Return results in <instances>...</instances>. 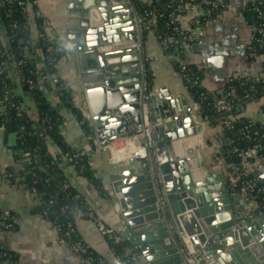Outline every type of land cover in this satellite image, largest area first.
I'll use <instances>...</instances> for the list:
<instances>
[{
  "label": "crops",
  "instance_id": "0c3cea01",
  "mask_svg": "<svg viewBox=\"0 0 264 264\" xmlns=\"http://www.w3.org/2000/svg\"><path fill=\"white\" fill-rule=\"evenodd\" d=\"M91 1L99 0H86ZM126 1L129 6H118L117 15L125 17L132 13L136 18L133 2ZM251 1L253 0H226L224 6L213 17L196 26V35L207 48L196 50L193 46L188 47L184 56L188 61L195 62L203 68L202 84L210 90L222 89L230 76H236L241 72L259 75L264 67L263 53L250 57L254 26L245 10ZM82 5V0H36L29 3L26 17L30 31L28 44L24 49L37 69V76L43 83L47 100L62 115L60 130L64 139L72 147L91 153L89 157L93 171L101 180V186L92 183L69 161L68 153L52 137L49 138V153L62 157L63 172L96 213V217L92 218L80 211L75 216L76 227L93 251L114 260L111 244L101 228V222L121 235L125 226L122 214L116 207L117 196L104 181L103 175L110 171L108 169L110 162L124 155L130 156L131 152L138 148V144L131 151L130 143H134L135 138L119 137L111 140L110 145L102 149L97 139L91 132H86L82 125L78 112H82L83 119L90 120L91 107L86 87L87 84L98 83L91 72L99 68L97 51L90 48L79 49L75 36L78 11ZM196 12L197 10H191L182 13L179 16L181 24L188 26ZM39 16L42 17V28L38 23ZM141 32L148 86L156 91L168 88L175 101L179 97L185 109L191 107L190 113L194 115L195 120L204 125L200 133L204 166L217 175L224 174L225 178L229 179L231 162L226 160L222 149L225 145L223 122H211L201 114L198 101L177 68L179 62L176 53L164 50L156 31L154 29L145 31L142 27ZM43 33L50 41L60 44L64 49L56 63L51 66L47 63L44 48L40 43ZM123 38L125 40L126 36L123 35ZM0 39L4 47L9 49L12 47L11 38L3 21H0ZM204 51L207 54H203ZM211 51H218L223 56L222 66L207 61ZM207 62L210 64L207 65ZM149 73L152 75V81H149ZM10 77L14 92L21 97L20 102L30 117L38 120L37 101L29 90L24 88L20 72L11 67ZM62 90L70 98V102L64 99ZM162 103L170 101L165 99ZM145 105V111L150 117L153 116L150 113L153 110L149 105ZM1 106L0 99V108ZM237 114L264 122V94L245 103ZM16 145L17 141L11 143L10 134L6 135L4 128L0 127V211L10 210L17 215L14 227L0 228V246L11 253V258L5 264H82L79 254L61 241V234L53 220L41 213V197L27 188L17 176L8 175L10 170L17 175L25 161L23 154H18L22 150ZM243 168L264 182L263 160L258 157L249 158L243 163Z\"/></svg>",
  "mask_w": 264,
  "mask_h": 264
},
{
  "label": "water",
  "instance_id": "95a60500",
  "mask_svg": "<svg viewBox=\"0 0 264 264\" xmlns=\"http://www.w3.org/2000/svg\"><path fill=\"white\" fill-rule=\"evenodd\" d=\"M82 1L78 47L95 49L99 58V68L91 72L98 83L86 87L92 136L102 149L113 139L135 136L146 118L145 104L159 122L153 148L138 134V148L110 162L103 175L117 196L122 235L140 252L138 264H186L187 248L195 250L199 264H264V209L247 190L236 192L224 174L204 166V125L191 107L185 109L179 97L175 101L168 88L148 86L141 25L132 13L117 15L118 6L127 7L128 1ZM193 48L207 46L202 42ZM210 53L207 61L222 66L220 52ZM165 99L171 105L168 121L161 105ZM16 141L17 133L11 132L10 142ZM35 158L43 167L38 151Z\"/></svg>",
  "mask_w": 264,
  "mask_h": 264
},
{
  "label": "trees",
  "instance_id": "16d2710c",
  "mask_svg": "<svg viewBox=\"0 0 264 264\" xmlns=\"http://www.w3.org/2000/svg\"><path fill=\"white\" fill-rule=\"evenodd\" d=\"M134 7L139 12H144L148 8L157 9L162 13L158 17V22L156 27L153 25H146L144 30L154 29L158 36L165 34L172 30L173 23L169 17L171 10L177 6L179 1L182 0H131ZM187 1V0H183ZM255 1H251L246 7V14L251 21L255 29V36L261 35V19L259 17V12L255 8ZM224 6V5H223ZM223 6L219 7L216 11H213L211 17H213ZM264 6V2L262 7ZM185 9L181 11L184 13ZM27 6L25 3H20L19 0H0V21H3L7 32L11 38L12 46L16 50L17 57L25 58V62L22 64V73L25 76L24 88L29 90V92L34 96L38 105V120H34L30 117L27 110L17 112L16 107H10L11 100L16 103H20L21 97L18 94L7 95V90L13 88V83L4 76L3 73H0V99L4 102L7 109L4 113L0 114V127H3L6 135H9L11 132L17 133V147L22 151L18 154H23L24 152H30L33 155L34 162L30 165V172L28 179L30 182L34 183L37 188L43 193L44 198L53 199V203L50 205L48 214L44 215L53 220L56 225H59L62 229L61 236H64L63 231L65 229H70L71 234L66 235V237L71 239H81L86 246V254H92L98 257L101 254L93 251L88 244L83 240L81 234L79 233L76 223L75 216L80 212L87 211L90 206L87 203L83 195H81L72 182L67 178L65 173L62 170L61 156H53L48 151V140L52 137L59 146L68 153L69 161L72 162L76 169L82 174L86 175L87 178L98 186H101V180L98 176L95 175L91 159L87 155H81L74 157L76 159H70L81 149L72 147L64 139L63 134L60 130V125L63 120L62 115L58 110L50 104L47 100L43 88L40 87L37 76V69L33 62L30 61L24 47L28 44L27 40L29 38V22L27 20ZM38 23L42 28V17L39 16ZM179 23V20L177 19ZM42 25V26H41ZM43 30V29H42ZM254 37L252 40L251 48L252 52L250 57L253 58L257 54H264V44L260 43L257 38ZM23 40V42H21ZM40 43L44 48V53L46 58L51 56H56L57 58L63 53V47L58 43L50 41L46 34L43 33L40 38ZM52 46L49 49V46ZM175 53L181 54L180 47L177 43L172 45ZM173 51V52H174ZM10 50L3 46L0 39V61L5 60L8 57ZM177 68L180 71L181 75L183 71L179 63ZM187 66L191 68L188 70L187 74L190 78L194 79L196 76H199V82L194 86L189 87L192 91L194 98L198 101L200 106L201 114L209 121H221L223 124H226L225 116L217 113L214 109V101L212 93L217 90H210L202 84L204 70L195 62L188 61ZM193 71V72H192ZM193 73V74H192ZM184 81L187 83V75H182ZM33 78L35 80V86L29 88V83L27 79ZM149 81H152V75L149 73ZM255 86L252 87L251 85ZM234 88L237 94L241 97L247 91H252L255 94V98L264 94V79L255 80L253 78H247L246 76L232 75L228 78L225 85L222 86V89L229 90ZM202 91H205V94H202ZM62 96L68 102L67 94L62 90ZM236 98V107L235 112H240V105L244 103L243 99ZM79 117L82 119V125L86 132L90 133V124L89 120L83 119L82 112H78ZM247 116H240L235 122L234 127H229L224 125V134H225V145L222 147L224 156L228 162H238L241 159V156L238 154V151L234 150L235 146L240 148L248 147L253 143V139H248L242 137L239 133V130L245 125L248 121ZM256 127H259L257 122ZM38 151L41 160L43 161V167L38 165V162L35 158V152ZM264 153V149H261ZM23 152V153H22ZM76 160V161H75ZM230 175L229 181L233 183L235 191H242L243 181L247 178H254L253 173L242 170V174L239 177L234 174V169L230 166ZM264 183V182H263ZM262 184V183H261ZM42 212V209H41ZM106 225V224H105ZM15 226V225H14ZM13 226V227H14ZM74 229H73V228ZM1 228V226H0ZM108 236L111 247L117 252L121 253L125 259L129 258L133 252H137V245L130 241V239L122 236L115 229L105 232ZM11 258V253L6 251L0 246V264H5ZM102 264H120L119 261L115 258L114 260L106 259Z\"/></svg>",
  "mask_w": 264,
  "mask_h": 264
},
{
  "label": "built area",
  "instance_id": "2783aa9c",
  "mask_svg": "<svg viewBox=\"0 0 264 264\" xmlns=\"http://www.w3.org/2000/svg\"><path fill=\"white\" fill-rule=\"evenodd\" d=\"M20 3H25V6L28 7L29 3H34L36 0H19ZM226 0H187L185 1H179L177 6H175L171 12L169 13V17L171 19L172 30L169 32H166L163 35H160V41L161 44L166 51H170L172 53H175L174 49L172 48V45L174 43H177L178 47H180V51H182L181 54L177 53L176 56L178 57L179 65L181 66V69L185 72H183L182 75H187V83L186 85L188 87L194 86L199 82V76H196L194 79L190 78L188 76V70H191L190 67L187 66L188 60L184 56L186 49L188 47H192L196 43H202V39L198 38L196 35V26L200 25L202 22H204L206 19L211 17L213 11H216L219 7L223 6L225 4ZM255 1V8L259 12V17L261 19V35L255 36V29L254 28V37L257 38V40L264 44V6L262 7V4L264 0H253ZM136 9V8H135ZM185 9L186 11L191 10H197L196 13L193 14L189 21L188 26H184L180 22L179 16L182 14L181 11ZM136 20L140 23L141 29L144 28L146 25H153L156 27L158 22V17L162 15L163 12L154 9V8H148L144 12H139L136 9ZM41 15V14H38ZM177 19L179 20V23L177 22ZM49 49L52 48L50 45L48 47ZM61 49L62 46H59ZM10 52L8 54V57L5 60L0 61V73H3L5 77H7L11 81L10 77V68L14 67L16 68L23 80H25V76L22 73V64L25 62V58L23 57H17L16 56V50L13 48V46L9 49ZM174 51V52H173ZM252 52V51H251ZM47 63L51 66L54 65L57 61L56 56L49 55L47 58ZM193 72V71H192ZM193 74V73H192ZM239 76H246L247 78H253L255 80H262L264 79V67L259 75H253L252 73L248 72H241L238 74ZM184 79V78H183ZM29 83V88L32 86H35V80L33 78L27 79ZM40 87L43 88V83L38 80ZM252 87L255 85L252 84ZM16 94L12 89H8L7 95H13ZM202 94H205V91H202ZM206 95V94H205ZM213 97V105L214 109L217 113L225 116L226 118V124L229 127H234L235 122L240 116L235 112L236 107V98L240 97L234 88H231L229 90L220 89L216 92L212 93ZM240 98L243 99L244 103H239L238 106L242 107L245 103L255 99V94L252 91H247L244 93ZM2 106L0 108V114L4 113L7 109V106H5L4 102H2ZM162 110L164 111V120L168 121L171 119V105L170 103H162ZM10 107H16L17 112H21L23 110H26L24 105L20 103H16L15 101L11 100V103L9 105ZM150 114L146 111V118L143 122L137 124L136 128V134L135 136H132L133 138H137L138 134H143L145 137V140L149 143V145L153 148L155 145V139H154V133L157 130L159 126V122L155 119L153 116H149ZM259 123V127H256V123ZM239 133L242 135V137L253 139V143L245 148H240L238 146L234 147V150L238 151V154L241 156V159L238 160V162H231L230 165L232 169H234L235 177H239L240 174H242L243 163L247 161L249 158L258 157L259 159L264 161V153L261 151V149H264V122H259L252 117L248 118V121L245 123V125L239 130ZM139 144V143H137ZM110 142L106 145L109 146ZM90 152L86 151L84 149H81L78 153H76L74 156L70 157V159H73L74 157H78L81 155H87L90 156ZM23 156L25 158V161L23 162V165L21 166L20 171L17 173L14 171H8L9 176H17L21 182L29 188L31 191L39 195L41 197L42 203H41V209L42 214L46 215L49 212L50 205L53 203V199H46L43 196V193L37 188V186L30 182L28 179V175L30 172V165L33 164L34 158L33 155L30 152H24ZM76 159V158H74ZM76 161V160H75ZM262 183V184H261ZM231 187L233 189L234 185L231 183ZM247 190L250 197L254 198L258 203L260 208L264 209V183L259 181L256 177L254 178H247L243 181V187L242 190ZM161 197L163 201L165 202V194L161 190ZM85 214L89 217L95 218L96 213L91 208H89L87 211H85ZM46 217V216H45ZM48 218V217H47ZM17 222V215L14 214L10 210H4L0 211V226L1 228H11L13 227ZM55 224V223H54ZM58 231L62 232V229L59 225H56ZM73 228V227H72ZM101 228L104 232L110 231L113 228L105 225L101 222ZM74 229V228H73ZM64 236H61V241L65 244H67L73 251L79 254L80 261L82 264H102L104 261H106V257L104 255H99L98 257L92 255V254H86L85 251L86 246L85 243L81 239H71L69 240L66 235L71 234L70 229H65L63 231ZM187 261L186 264H199L194 257L195 250L192 248H187ZM112 254L114 257L119 261L120 264H138L139 263V256L140 252H133L129 258L125 259L124 256L121 253H117L112 247H111Z\"/></svg>",
  "mask_w": 264,
  "mask_h": 264
},
{
  "label": "bare ground",
  "instance_id": "6f19581e",
  "mask_svg": "<svg viewBox=\"0 0 264 264\" xmlns=\"http://www.w3.org/2000/svg\"><path fill=\"white\" fill-rule=\"evenodd\" d=\"M190 141H191L192 143H194V142L196 141V138L193 137L192 140H190ZM131 142H133V141L131 140ZM134 144H135V142H134V143H130V148H131V149L134 148V146H135ZM131 149H130V150H131ZM178 149H180V147H178Z\"/></svg>",
  "mask_w": 264,
  "mask_h": 264
}]
</instances>
